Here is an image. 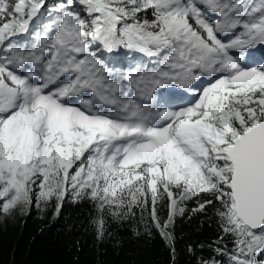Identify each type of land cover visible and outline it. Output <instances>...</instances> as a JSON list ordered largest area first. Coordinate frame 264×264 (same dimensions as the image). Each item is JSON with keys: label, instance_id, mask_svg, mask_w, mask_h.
Segmentation results:
<instances>
[{"label": "snow or ice", "instance_id": "6c2138e0", "mask_svg": "<svg viewBox=\"0 0 264 264\" xmlns=\"http://www.w3.org/2000/svg\"><path fill=\"white\" fill-rule=\"evenodd\" d=\"M68 195L168 243L210 197L264 264V0H0V216Z\"/></svg>", "mask_w": 264, "mask_h": 264}, {"label": "trees", "instance_id": "16d2710c", "mask_svg": "<svg viewBox=\"0 0 264 264\" xmlns=\"http://www.w3.org/2000/svg\"><path fill=\"white\" fill-rule=\"evenodd\" d=\"M46 2L51 8L58 0ZM142 60L146 62L126 53L125 64ZM204 199L210 197L186 202L184 215L177 216L168 229L171 243L154 227L146 229L145 221L149 225L151 221L147 212L142 221L139 209L135 216L120 220L105 213L104 235L98 238L94 221L99 214L91 200L74 201L68 195L59 215L55 200L40 208L33 204L24 214L17 210L0 216V264H228L232 238L223 234L214 206L192 211ZM157 208L163 221L167 208Z\"/></svg>", "mask_w": 264, "mask_h": 264}, {"label": "rangeland", "instance_id": "374dc122", "mask_svg": "<svg viewBox=\"0 0 264 264\" xmlns=\"http://www.w3.org/2000/svg\"><path fill=\"white\" fill-rule=\"evenodd\" d=\"M47 1H49V0H47ZM47 5H48V3H47ZM49 7V6H48ZM105 57H107V54L105 53ZM127 65V64H126Z\"/></svg>", "mask_w": 264, "mask_h": 264}]
</instances>
